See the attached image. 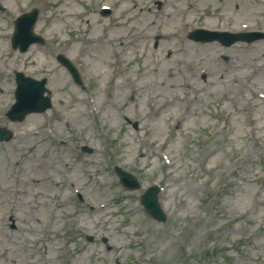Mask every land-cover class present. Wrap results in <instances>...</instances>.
<instances>
[{
    "label": "rangeland",
    "instance_id": "obj_1",
    "mask_svg": "<svg viewBox=\"0 0 264 264\" xmlns=\"http://www.w3.org/2000/svg\"><path fill=\"white\" fill-rule=\"evenodd\" d=\"M0 2V264H264V38L191 37L264 31V0ZM34 7L47 39L14 51ZM15 70L48 79L51 109L6 117Z\"/></svg>",
    "mask_w": 264,
    "mask_h": 264
},
{
    "label": "water",
    "instance_id": "obj_2",
    "mask_svg": "<svg viewBox=\"0 0 264 264\" xmlns=\"http://www.w3.org/2000/svg\"><path fill=\"white\" fill-rule=\"evenodd\" d=\"M37 16V11L32 12L31 14L27 15V16H23L21 19V22H23L25 19H28L30 22V27L32 26V23H34L35 18ZM20 33L16 36L17 40H20L19 42H23L25 39H27L28 37V32H24V38H23V33L21 32L20 27L18 26V31ZM17 34V33H16ZM262 35V34H259ZM30 42V40H27L26 45ZM66 64V63H65ZM72 75L74 76L75 80L79 81L78 79V74L76 72V70L70 66L69 64H66ZM44 91V87H43V83L41 82L39 84V90H38V96L41 97L42 92ZM37 100H35L34 102H30V106H28L26 109H24L21 112L20 117H22L23 115H25L26 113L32 111V110H43L45 109L47 106H49V102H47V104H44V106H42L41 108H36L37 104H36ZM43 105V104H42ZM119 174L121 175V179L123 181L124 184H126L128 187L130 188H137L139 187V183L136 181V179L132 178L130 175H128L126 172L122 171V170H118ZM156 194H157V190H150L148 191L144 196H143V203L145 205V207L147 208V210L156 218L158 219H163V214L160 211L158 202H157V198H156Z\"/></svg>",
    "mask_w": 264,
    "mask_h": 264
},
{
    "label": "bare ground",
    "instance_id": "obj_3",
    "mask_svg": "<svg viewBox=\"0 0 264 264\" xmlns=\"http://www.w3.org/2000/svg\"><path fill=\"white\" fill-rule=\"evenodd\" d=\"M259 60V59H258ZM126 116V115H125ZM127 119H128V117H127Z\"/></svg>",
    "mask_w": 264,
    "mask_h": 264
}]
</instances>
